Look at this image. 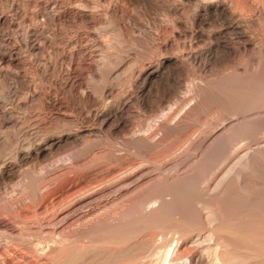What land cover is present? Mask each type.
I'll return each instance as SVG.
<instances>
[{
  "label": "bare ground",
  "instance_id": "obj_1",
  "mask_svg": "<svg viewBox=\"0 0 264 264\" xmlns=\"http://www.w3.org/2000/svg\"><path fill=\"white\" fill-rule=\"evenodd\" d=\"M150 2L159 5L158 7L160 8L161 14L157 22L155 21L157 18L154 19V26L151 25L152 21L150 22V25L153 28H151L152 30H149L151 26L149 27V21L145 19L146 16L144 18L145 20H142V14H139L140 19L139 17L134 16V12L132 13L130 9L131 6L138 5V3L139 6H141L140 4L148 6L149 4H152ZM140 8L144 10L143 7ZM188 9L190 10L188 12H191L190 16L187 15L189 13L186 14ZM144 15L145 14H143V17ZM27 21L31 23V26L24 28L23 24ZM210 21L215 22V24L219 23L220 29L214 32H206L204 26ZM66 26H71V28L75 27L77 29L76 32H73L74 34H72V36L70 32V37L66 42L69 46L73 47L72 51L69 53H66L60 48L54 47V45L57 44L58 38H60L59 36H62L63 38L65 36L66 39V36L68 35V31L66 32L64 30V27ZM15 27H17V30H14ZM115 29H117L116 31L119 33L118 43L121 45L124 44V46L127 45L129 48L127 46L120 48L121 46L116 44L115 41L117 40V37H114L111 33H114ZM263 31L264 0H254L253 2H250L249 0H64L62 2L56 0L52 3H49L48 0H0V92H5L3 95H7L6 88H14L13 93H15L19 87L25 89L26 86L30 85L22 77L25 72L21 75V70H25L26 66H28V71L30 70L29 73H32L30 75L39 77L37 81L41 84V86H35V90L33 91L32 88H30L32 87L31 85L26 89L31 92L29 99L38 101L39 108L35 107L40 110V113H37L38 120H36V117L34 118L36 121L32 120L33 117L28 114L16 118L18 114L15 116L16 113L14 108L0 106V201L2 200L4 202H0L2 203L0 209L3 210V212H7V214H11V216H13L12 218L15 217V219L17 218L21 221L29 212H45L47 215L48 213H51L46 218L47 222L43 221L47 224L43 225L40 230V233L49 237L47 238L49 245L54 242L52 246L48 245V248L50 247V250L48 249L50 252H47V254L48 256H51L52 253L63 250L55 249L56 246L53 247L54 244L57 245L59 243L56 240H58V238L59 241L65 242V240H68L66 239L68 236L65 235V233L67 234L66 231L68 229H72L73 231L74 228L71 227L76 226L75 224L93 214H102L96 220L97 223L101 224L102 222L104 224L102 229L107 228L105 225L108 224L106 222L107 220H114L113 222L117 221L121 223L125 218H127L126 222L130 221L128 218L133 217L140 220L141 218H138L140 215H146V217L151 216V218L154 219L155 217L153 215L156 214H160V219L163 218L162 220H164V217H161V214L163 213L168 214L167 216H173L172 219H174L175 222L180 223L188 220L187 218L191 219L190 215L194 209L197 208V204H199L203 211H201L202 209L200 210L198 206L199 211L197 210V218H195V220L198 219L197 221L199 224H197L198 222L196 224L199 225V227H203L202 231L200 228L201 233L199 232V234L195 235L193 234V230L190 229H181L180 232L177 228L176 231H179L180 233L173 231L176 233L171 235L165 233L161 234L160 231L161 242H159V240L157 241V236H160L158 235V231L156 232L157 236L153 235L155 233H152L155 232L153 230L155 228V226L153 227V221L155 220L150 219L149 223L151 224L150 221H152L153 225H146L153 227L151 229L147 226V228H150L151 233L148 234H151V237H148L149 239L144 237L146 241L142 242V235L140 237L141 242H139L141 244H137L138 247L141 245L140 247H142L144 251L134 245L135 249H141L140 251L142 252H132L131 255L130 252L125 250L129 246L128 242H126V245H128L127 248H122L124 250H120L122 252L126 251L131 256L129 254V256L126 255V253L125 255L128 256L126 257L121 251H116L117 249L115 250L116 252H108L109 256L114 255V258L115 256L117 257V259H114L112 256L110 257L111 259L113 258V264H116L114 261H118L119 264H144L146 263L145 261L148 260V258L150 260L151 257L156 258L151 260H155L153 262H157L158 264H264V235H261L262 237L258 238L260 236L257 232L258 228L254 227L256 229V234L258 233L257 237L256 235L250 234L251 232L248 233L250 228L247 229V233L252 235L251 237H256V239L254 238L255 240L251 238L253 240L252 244L247 243L248 239L242 238L243 235L240 236V232H238L239 234H232V232L231 234L226 235L228 233L226 231V234H220L221 230H223L220 226L223 220L222 222L220 221L221 219H225L222 218L225 217V215H230L232 213L231 215L233 216V213H235L236 215L234 216L237 217L239 212L245 213L243 211H247L246 209H250L251 211V208L259 212L258 214L261 217L263 216L261 214H264V192L262 193L263 198L259 195V198L262 199L258 204H254V207L252 206L253 201L251 203L249 202L250 199L253 198L251 197L249 199V194L251 195V192L245 188V182L251 181L249 179L246 180L248 178L246 176L249 172L254 175V171L261 170L260 167L264 166L262 165L264 163L262 160L264 159V145L256 151L257 153L246 151L247 153H245L240 162H238L241 171L237 169V174L235 173L233 175L234 172L232 173L233 177L236 176V179H234L236 182L232 178V180L237 183L236 189H246L249 192L248 194L246 190V192L243 190V193H245L243 196L247 195L246 197H248L249 200L244 203L242 202L243 200L247 201L245 197L243 200L240 199V202L235 201L234 196L237 195L233 196V194H240V192H236L237 190L235 189V191L233 189L235 184H231L232 180L230 182L229 175L226 176L229 179H226L224 175L225 178H221L222 181L220 180L219 183L217 182L218 184L215 185L214 190L209 193V196H206L204 193L208 190L205 189L206 186L201 190V192L204 190V194L200 192V194L197 193L199 191L198 185L201 180L198 176L201 175L197 176L194 173L201 170L197 171L198 167L195 168L192 166L196 169L192 168L195 172L191 169L192 173L188 172L186 175L181 174L183 176H179L178 174L180 166L183 165H178L176 163V166L173 169L170 167L172 169L170 174L159 175L158 173L154 175L149 172V168L152 166H154L156 170H161L163 169L164 164H167L166 161L169 156L167 153L165 154L164 150L161 149L162 151L153 155L150 153L155 151L161 143V140L152 142L154 136L157 135L158 130H170L171 127L167 125V122H165L166 120L162 121V119H160V124L158 122V126L156 125L157 128H159L150 132V128H148L147 124L149 121H158L159 118L167 112L166 110L169 106H172L175 103L177 104V102L181 100L176 94L177 90L181 88L177 90L175 89V92L174 87L178 84H175V82H178L179 79L182 78L180 76H183L189 68L199 73H203L209 63L214 61V64L216 63L217 67L220 66L222 68V72L224 70L234 73L242 67L240 66L241 64L239 66L237 64L232 66L234 64L232 62L236 59L238 60L242 56H247L248 60L253 61V55L250 56V54L255 48L254 51L258 49L256 52L259 51V54L264 55V47L262 46L264 40L262 34ZM47 33L49 34L48 36H46ZM180 39L185 40L181 46L179 43ZM203 39H207L208 41L206 46L204 45L205 47L200 44ZM46 45L52 49V53L49 60H42L39 55L45 50ZM201 45L203 47H201ZM126 47L128 49V51L126 50L127 55L123 50V48L126 49ZM24 49L29 55L31 54L34 56V60L28 63L23 62L21 56L25 51ZM117 53H125V56L119 60V63L113 70L111 69L106 75L104 74L107 83L102 91L98 93L96 88L91 86V84H88L85 76H89L91 79L101 78L103 76L102 71L106 69L111 61H113L112 58L115 57V54ZM130 56H133L134 58H130ZM232 59V65L227 64L228 62L230 63ZM258 61L257 66L254 68L252 67L253 71L252 69L250 70L255 72V74L262 75L264 74L263 58L258 59ZM235 63L237 62L235 61ZM247 67L244 68L245 71L248 69ZM177 76L178 80L176 79ZM246 77L248 78V76ZM10 79L13 82L11 81V83H9L8 80ZM44 83H50L51 87L46 88ZM178 85L180 86V84ZM124 88H127V90ZM196 90L197 87L192 85L190 92H197ZM152 94H154V96H152L153 100L150 101L149 97ZM216 97H218V95H216ZM233 97H230L233 99H230L232 105H234L233 103L235 102ZM222 98L224 99V97ZM258 102L259 103L255 106L253 105L255 107H253L254 110L256 107H264V99ZM210 103L212 104V102ZM236 103L237 102H235V105ZM239 105L237 103V106H235V108L232 107L233 109L230 111L225 110L229 113L226 114L229 116L231 115L230 117L233 116L234 118H237L238 116L240 117L241 112L239 109L241 106ZM15 109L19 110L21 108L18 107ZM25 109L27 111L30 110H28V107ZM244 109L245 108H243L242 111H244ZM133 110L136 111V122L132 121V118L134 117L132 115ZM220 111L223 112V110ZM244 113L245 112H242V114ZM171 115L172 113L170 112L169 116ZM56 121H66L65 127H60L62 123L59 125ZM224 129H227V132H225L228 133L227 137L230 139L235 138L244 131H246V133L251 132L252 136L251 134L249 135L252 139V137L257 135V132L264 130V121L253 119L250 121L246 119V121L240 125H230ZM146 132L147 134L145 135ZM220 133L221 132L219 131L216 132L213 136H210L211 140H209L212 141V138H214L215 140L213 139V141L217 142L216 138L219 137ZM246 133L244 134L246 135ZM120 135H122L121 138L118 137ZM221 138L225 140L222 142V140L220 141V139H217L219 141L218 143L212 141L217 147L213 150H208V152L206 151V153L204 152L205 154L203 153V158L201 156L205 162L207 161L205 163L206 167L204 166V170L202 168L201 172L203 171L205 174L209 173L210 166H207L209 161L212 162L214 159L217 160L219 157L226 154L227 147L225 149H220L219 145H217L220 144V146H223V143L225 145V135L223 136L222 134ZM207 141V139L203 138V141H200V145L198 144L199 142L197 145H199V148H203L205 144L208 143ZM193 142L195 143V141ZM254 142L256 141L254 140ZM210 147L212 148L213 146ZM97 149H101L98 150L100 151V154H97L96 152L89 162H84L82 160L84 156L85 158H87L86 156H89L86 154ZM120 151H122L123 154H118ZM63 152H69L68 158L64 159L65 156L64 158L59 157ZM133 157H138L139 161L131 162L134 161L132 159ZM53 159L56 161L54 160L55 162H51ZM260 159L262 161H260ZM128 161L130 164L127 167H123L126 162L129 163ZM214 162L216 163V161ZM32 163L35 165L38 164L39 168H35L39 169L40 173L37 174L35 169L33 171L27 169L28 165ZM104 164L108 166L107 168L102 166L105 170H100L101 172L99 174H95L87 179H79L80 172L97 167L98 165L101 167V165ZM212 167L211 169H213ZM58 168L62 169L63 172L60 174L56 173ZM262 168L264 169V167ZM87 172H89V170ZM256 173L259 176V173ZM70 174L72 175V178L69 177ZM250 175L251 174L248 176ZM17 177L20 178L17 184L14 185L16 186V189L14 188V190H16L14 193H17L16 196L13 194L15 197L11 194V197L14 198L10 199L11 197H6V192H4L9 186L7 185V187L5 186L6 188H4L3 185L9 182L13 183L15 179H18ZM255 181L256 180L254 179L253 182ZM251 182H249V184ZM253 182L251 184H253ZM196 183L198 186L196 190L198 191L192 189L195 187L194 184ZM263 183L264 181L262 184ZM54 184H56V186L51 188ZM256 184L260 185L258 180ZM259 185L257 187L258 189L260 187ZM231 187L234 192L230 189ZM44 189L47 190L42 193L41 190L44 191ZM187 191L190 192V195L193 194L191 192L195 191L199 197L195 196L194 200L191 197H194L193 195L196 194H193L190 197L188 195L189 193L187 194ZM201 194H203V196H200ZM204 195L206 197H204ZM187 196L190 197V200ZM194 202L195 204L197 203L196 206H194ZM154 204H156V206H152L147 210L149 205L151 206ZM49 207H51V210L48 212ZM227 211H231V213L228 214ZM46 214H42L43 217ZM251 215L252 214H250V216ZM192 216L191 223L194 224L195 216ZM250 216H248V218ZM119 217H121V219ZM245 218H247V216ZM258 218L260 217L258 216ZM258 218H256V220H259ZM261 219L263 220L262 226H264V217ZM158 220L156 221L158 222ZM209 220V224L212 222V224L216 223L217 225V223L220 222L218 225L220 226V231L219 229L211 231L213 229L212 227L216 226L215 224H213L215 226H212L211 224L212 229H210V227L207 229L205 224H208ZM249 220L251 219L249 218ZM131 221L133 222L135 219H132ZM41 222L42 221H40V223ZM43 222L41 224H43ZM157 222L154 223L157 224ZM185 222H187L186 225L190 224L189 221ZM52 223L55 225L50 227ZM141 223L143 224V221ZM258 223L260 222L258 221ZM23 224H25V222ZM178 226L181 227V223ZM258 226H260V224ZM170 227L169 231L171 232L174 230V227L173 229L172 226ZM182 227L186 228V226ZM190 227L193 229L192 226ZM245 227L242 229L246 230ZM226 228L227 230L230 229L229 227ZM236 228L235 230L238 231L240 227L236 226ZM251 228L254 229L253 227ZM261 228L263 230V227ZM12 229V225L8 224L7 221H0V232L7 234ZM79 229H77V231L75 228V232L77 233H74L73 231L74 234L71 231L68 232L73 236L81 237L83 231H80ZM138 229L140 228L136 227L135 230L133 228V232H137ZM141 230L142 229H140V231ZM29 231L31 230L29 229ZM258 231L261 232L260 230ZM138 234L141 235V233ZM245 234L246 233H244V235ZM261 234H264V230ZM9 235H11V241L8 242L10 243V247L6 248V254L8 256L13 255L16 258L20 257V260H22L24 264H50L57 257L52 254L53 261L49 260L50 262L48 261V263L46 261L47 259L44 257L40 259V257L36 258V256H31L35 254L27 255L29 252H25L26 255L23 253L24 255L22 256L21 254L20 256L18 253L20 254V250L23 248L16 244L17 238L13 233ZM45 235H43V239H45ZM41 236L39 237L41 238ZM56 236L58 237L56 238ZM51 238L56 240H52ZM113 238L116 239V237ZM135 238L132 239L133 244L135 242L134 240L138 242L139 239L138 237V239ZM128 240L122 239L121 241ZM172 242H176V247L178 248H176L175 245L171 246ZM254 244L258 245V248L254 246ZM131 245L132 243L129 246L130 250L134 247L132 245L133 247L131 248ZM170 246L173 248L175 247V249H171ZM242 246L244 250L246 247L250 250V252H248L249 254H242L237 251L242 249ZM28 248L27 251L30 249ZM56 248H59V246ZM247 249L246 251H248ZM32 250L34 251L33 248ZM23 251L24 250L21 252ZM104 251L101 250L95 252H97L99 256L105 252L107 255V251ZM69 252L71 253V251ZM69 252H67L66 255L69 256ZM120 253L122 255H120ZM122 256L125 257L126 260ZM58 257L56 258L57 260L60 259ZM60 260L62 261V259ZM0 264L8 263H2L1 261ZM63 264H72V261L69 263L63 262Z\"/></svg>",
  "mask_w": 264,
  "mask_h": 264
},
{
  "label": "rangeland",
  "instance_id": "obj_2",
  "mask_svg": "<svg viewBox=\"0 0 264 264\" xmlns=\"http://www.w3.org/2000/svg\"><path fill=\"white\" fill-rule=\"evenodd\" d=\"M54 1H56V0H48V2L49 3H52V2H54ZM57 1H60V2H62V1H64V0H57ZM250 2H253L254 0H249ZM150 3H152V2H150ZM154 3V2H153ZM149 4V3H147V4H149L148 6H143L142 4H140L141 6H139V3H138V5H133V6H131L130 7V9H131V12L133 13V15L134 16H136V17H139L140 18V15H141V18H143L142 20H145V19H147L148 21H149V27L151 26V25H153L154 24V22L156 21H158V18H160V16H161V14H160V8L158 7L159 5L156 3V4ZM231 5V4H230ZM137 7H139V8H137ZM140 7H143L144 8V10L143 9H141ZM147 7V8H146ZM134 11H133V10ZM145 9H146V11H145ZM142 10V11H141ZM145 11V12H144ZM158 11V12H157ZM188 11H190L189 9L187 10V12H186V14L187 13H189ZM237 11V10H236ZM20 13V12H19ZM191 13V12H190ZM190 13L189 14H187L188 16H190ZM140 14V15H139ZM143 14H145L144 15V17H143ZM137 15H139V16H137ZM145 16H146V18H145ZM140 18V19H141ZM145 18V19H144ZM157 18V19H156ZM162 18V17H161ZM154 19H156L155 21H154ZM152 21V22H151ZM152 24H151V23ZM212 23V24H211ZM151 24V25H150ZM23 26H24V28H28V27H30L31 26V23L29 22V21H27V22H25L24 24H23ZM154 26V25H153ZM209 26V27H208ZM16 28V29H15ZM14 28V30H17V27H15ZM70 28V29H69ZM73 28H75V27H73ZM73 28H71V26H66V27H64V30L68 33V35L66 36V39H65V36H64V38L62 37V36H59L60 38H58V40H59V42H58V40H57V44H55L54 45V47L55 48H60L61 50H64L66 53H69V52H71L72 51V49H73V47L72 46H69V44H67L66 42L68 41V39H69V35H70V32H71V36H72V34H74L73 32H76L77 31V29L75 28V29H73ZM152 28V26L149 28V30H152L151 29ZM61 29H63V28H61ZM220 29V24L219 23H216L215 24V22H213V21H210L208 24H206V26H204V30L206 31V32H214V31H217V30H219ZM117 29H115L114 30V33L113 32H111L112 34H113V36L114 37H117V40L115 41L116 42V44H118V46H121L120 48H122V47H125V46H127V45H125L124 46V44H120V43H118V38H119V33L116 31ZM78 31H79V29H78ZM81 32V31H80ZM262 34H263V38H264V31L262 32ZM49 34L47 33V35L46 36H48ZM63 38V39H62ZM116 39V38H115ZM61 40H62V42H61ZM188 40V39H187ZM186 40V41H187ZM184 39L183 40H179V43H180V46L184 43ZM189 41V40H188ZM120 42V41H119ZM203 42V43H202ZM207 39H203L202 41H201V43L200 44H202L203 46L205 45L206 46V44H207ZM263 43H264V40H263ZM262 43V46L264 47V44ZM59 44V45H58ZM47 45H49V44H47ZM47 45H46V48H45V50L41 53V55H39L41 58H42V60H49V58H50V56H51V53H52V49L48 46L47 47ZM58 45V46H57ZM201 45V47H203ZM53 46V45H52ZM69 46V47H68ZM204 46V47H205ZM72 47V48H71ZM128 47V46H127ZM127 47H126V49H124L123 48V50L126 52V55H127V51H128V49H127ZM50 48V49H49ZM63 48V49H62ZM129 48V47H128ZM256 49V48H255ZM254 49V50H255ZM25 50V49H24ZM127 50V51H126ZM182 50V49H181ZM253 50V52L250 54V56H252L253 55V61L252 60H248V57L247 56H242L241 58H239L238 60L236 59L235 61L237 62V63H235V61L234 62H232L233 61V59L230 61V63L228 62L227 64H229V65H232V63H234L232 66H234L235 64H237L238 66L240 65V66H242V67H240L239 69L240 70H238L237 72H229V71H224L223 70V72H222V68L220 67V66H218L217 67V65H216V63L214 64V61H211L210 63H209V65L207 66V68H206V70H204V72L203 73H199V72H197V71H195V70H192V69H188L184 74H183V76H180V77H182V78H180L179 79V81H180V83H179V81L177 82H175V84H180V86L177 84V85H175L176 87H174V90L176 89H179V88H181V89H179V90H177V92H176V90H175V92H176V94L180 97V101L179 102H177V104L175 103V104H173L172 106H169V108L166 110L167 112L164 114V115H162L161 116V118H159V120L158 121H156V122H153V121H149L147 124H148V128H150V132H152L154 129H158L157 128V126H158V122H159V124H160V119H162V121H165V122H167V125L169 126V127H171L170 128V130H158V132H157V135L156 136H154V139L152 140V142H156V141H158V140H161V143L159 144V151L156 149L155 151H153L152 153H150V154H156L157 152H160V151H162V150H164L165 151V154L167 153V155L169 156V158L167 159V161H166V163L167 164H164V167H163V169H161V170H156L155 169V167L154 166H152V167H150L149 168V172H151V173H153L154 175H156V174H158L159 173V175H163V174H170L171 173V170L176 166V164H178V165H183V166H180V170H179V176H183L184 174L186 175V173H188V172H191L192 173V171H194L193 169H195V168H197L198 170L197 171H199L200 169L202 170V168L205 166V163L207 162H205V160L204 159H202L203 158V153L205 152L206 153V151L208 152V150L210 151V149L211 150H213L214 148H216L217 146L213 143V142H215V141H213V139L214 138H212V141H210L211 140V137L210 136H213V134H215L216 132H221L220 133V135L222 136V134H223V136L225 135V137H226V142H225V145H224V143H223V146L221 145L220 146V144H217V145H219V147H220V149L221 148H226V154L225 155H223V156H221V157H219L217 160L216 159H214V160H212V162H210L209 161V163H208V165L207 166H210L209 168H210V170L208 171L209 173H207V174H205L203 171L201 172V170L199 171V172H195L194 174L195 175H201V176H198V177H200V182H199V187L197 186V183H198V181H197V183L196 184H194L195 185V187H193L192 189L193 190H196L197 189V187H198V190H196V191H198L197 193H203L204 192V190L201 192V190L202 189H204V187H205V189H208V190H206L204 193H205V195L207 196H209V193L211 192V191H213L214 190V188H215V185H217L218 183H219V181L221 180L222 181V179L221 178H225L226 176H228L229 178H230V182H231V180H232V178H233V180L234 179H236L235 177H233V175L239 170V171H241V169L239 168V163L238 162H240V160L243 158V156H244V154L245 153H247V152H251V153H257L256 151H258L259 149H260V147H263V145H264V130H261V131H259V132H257V135H255L254 137H252V139H251V137H250V135L249 134H251V136H252V133L251 132H247L246 133V131H244V132H242V133H240V135H238V136H236L235 138H228L227 136H228V133H226L227 132V129H224L225 127H229L230 125H234V126H237V125H240L241 123H243V122H245L246 121V119L247 120H250V121H252V119L253 120H260V121H264V107H261V108H257L256 107V109L254 110V106L257 104V103H259L258 101H261L262 99H264V74H260V75H258V74H255V72H252L253 71V69H252V67L254 68V67H256L257 66V64H258V62L260 61H258V59H260V58H263V61H264V55L263 54H259L258 52H256V51H254ZM25 52V53H24ZM23 53H22V59H23V62H31L32 60H34V56L33 55H29V53L28 52H26V50L24 51ZM27 53H28V55H27ZM258 53V54H257ZM119 55V56H118ZM132 55V54H131ZM123 56H125V53H120V54H115V57H113L112 58V60L114 61H111L110 63H109V65H107V67H106V69H104L103 71H102V77L101 78H96V79H91V78H89V76H85V79H86V81L88 82V84L90 85L91 84V86H93L94 88H96V91L98 92V93H100L101 91H102V89L105 87V85H106V74H107V72L110 70L111 71V69L113 70L115 67H116V65L119 63V60H121V58L123 57ZM134 56V55H133ZM133 56H130V58H134ZM259 56V57H258ZM40 57H38V58H40ZM246 57V58H245ZM33 58V59H32ZM117 58V59H116ZM25 60V61H24ZM118 60V61H117ZM249 62H248V61ZM232 62V63H231ZM239 62V63H238ZM36 63H38V62H36ZM114 63V64H113ZM250 63V64H249ZM114 65V66H113ZM248 67H247V66ZM109 66V67H108ZM215 68H214V67ZM220 67V68H219ZM245 67H247L248 69L246 70L247 71V73H246V71H245ZM250 67V68H249ZM218 68V69H217ZM22 69H24V68H22ZM221 71H220V70ZM243 69V70H242ZM250 69H252V71L250 70ZM28 73H27V72ZM30 71V70H29ZM29 71H28V66H26L25 67V70H21V75L24 73V75L22 76L23 77V79L24 80H26L27 82H28V84H30L32 87H30V85H28V86H26L25 87V89H23V88H20L19 87V89L17 90V91H15V93H13L14 91H13V89L14 88H6V93H7V95H3L4 93H2V92H0L1 94H0V106L1 107H6V108H14V110H15V116H16V118H18V117H22V115L24 116V115H31L33 118H32V120H34V121H36V120H38L39 118H38V114L37 113H40V110L39 109H37V108H39V106H38V101L37 100H30L29 99V96H30V94H31V92L30 91H28V90H26V89H28L29 87L30 88H32V91L33 90H35L34 88H35V86H37V85H39V86H41V84L39 83V81H37L38 79H39V77L38 76H34V75H30V74H32V73H29ZM216 71H218V72H216ZM240 71V72H239ZM244 71H245V73H244ZM197 72V73H196ZM213 72V73H212ZM229 72V73H228ZM243 72V73H242ZM249 72V73H248ZM252 72V73H251ZM224 73V74H223ZM226 73V74H225ZM231 73V74H230ZM105 74V75H104ZM200 74V75H199ZM222 74V75H221ZM246 74V75H245ZM186 75V76H185ZM232 75V76H231ZM234 75V76H233ZM255 75V76H254ZM258 75V76H257ZM24 76H26V77H24ZM185 76V77H184ZM204 76V77H203ZM212 76V77H211ZM223 76V77H222ZM246 76H248V78L246 77ZM35 77V78H34ZM221 77V78H220ZM228 77V78H227ZM241 77V78H240ZM246 77V78H245ZM34 78V79H33ZM178 78V76L176 77V79ZM203 78V79H202ZM226 78V79H225ZM238 78V79H237ZM246 80H245V79ZM36 79V80H35ZM241 81H240V80ZM250 79V80H249ZM255 79H256V81H255ZM89 80V81H88ZM91 80V81H90ZM178 80V79H177ZM183 80V81H182ZM191 80V81H190ZM197 80V81H196ZM207 80V81H206ZM224 80V81H223ZM233 80V81H232ZM11 79L10 80H8V82L9 83H11ZM182 81V82H181ZM246 81V82H245ZM13 82V81H12ZM35 82V83H34ZM192 82V83H191ZM240 82H242V83H240ZM253 82H255V83H253ZM259 82V83H258ZM202 83V84H201ZM207 83V84H206ZM244 83V84H243ZM250 83V84H249ZM191 84V85H190ZM201 84V85H200ZM192 85L194 86H196L197 87V92H190V90L192 89ZM207 85V86H206ZM9 86V85H8ZM44 86L47 88V87H51V84L50 83H44ZM173 86V85H172ZM219 86V87H218ZM230 86V87H229ZM244 86V87H243ZM223 87V88H222ZM231 87H233V88H231ZM246 87V88H245ZM173 88V87H172ZM243 88V89H242ZM0 89H1V87H0ZM125 90H127V88H124ZM188 89V90H187ZM219 89H221V90H219ZM236 89H237V91H236ZM181 90V91H180ZM8 91V92H7ZM20 91V92H19ZM27 91V92H26ZM201 91V92H200ZM217 91V92H216ZM233 91V92H232ZM244 91V92H243ZM250 91V92H249ZM18 92H19V94H18ZM219 92V93H218ZM223 92V93H222ZM257 92H259V93H257ZM9 93H11V94H9ZM17 93V94H16ZM190 93V94H189ZM191 93H192V95H191ZM223 95H222V94ZM226 93V94H225ZM233 95H232V94ZM248 93V94H247ZM254 93V94H253ZM14 94V95H13ZM225 94V95H224ZM214 95V96H213ZM216 95H218V97H216ZM152 96H154V94H152L150 97H149V100L150 101H152L153 99V97ZM232 96H234L233 98L235 99L234 101L235 102H237L238 103V105H239V102H240V105L239 106H241L240 107V109H239V111L241 112V114H240V117L238 116L237 118L235 117H230L229 115H227L226 113H228V112H226V111H230V110H232L233 108L232 107H234L235 108V106H237V103H236V105H235V102L233 103L234 105H232V101L231 100H233V99H231L230 97ZM252 96V97H251ZM192 97V98H191ZM222 97H224V99L222 98ZM25 98V99H24ZM28 98V99H27ZM151 98V99H150ZM211 98V99H210ZM226 99V100H225ZM228 99V100H227ZM231 99V100H230ZM27 100H29V101H27ZM237 100V101H236ZM27 101V102H26ZM32 101H33V103H32ZM36 101V102H35ZM208 101V102H207ZM217 101H218V103H217ZM222 101V102H221ZM225 101V102H224ZM181 102V103H180ZM210 102H212V104L210 103ZM215 102V103H214ZM243 102V103H242ZM254 102H255V104H254ZM26 103V104H25ZM37 103V104H36ZM220 103V104H219ZM225 103H226V106H225ZM229 103V104H228ZM242 103V104H241ZM21 104V105H20ZM35 104V105H34ZM206 104H208V105H206ZM31 105V106H30ZM232 105V106H231ZM245 105V106H244ZM254 105V106H253ZM219 106V107H218ZM18 107H20L21 109H15V108H18ZM23 107V108H22ZM28 107V110L29 111H27L25 108H27ZM35 107H37V108H35ZM208 107V108H207ZM216 107H217V109H216ZM222 107V108H221ZM230 107V108H229ZM254 107V108H253ZM172 108V109H171ZM204 108H205V110H204ZM243 108H245L244 109V111H242L243 110ZM23 109V110H22ZM32 109V110H31ZM258 109V110H257ZM173 110V111H172ZM220 110H223V112L222 111H220ZM226 110V111H225ZM246 110V111H245ZM248 110V111H247ZM261 110V111H260ZM26 111V112H25ZM219 111V112H218ZM225 111V112H224ZM28 112V113H27ZM32 112V113H31ZM136 111L135 110H133V118H132V121L133 122H136L137 121V119H136V117L135 116H137L136 115V113H135ZM172 113V115L171 116H169V113ZM242 112H245L244 114H245V116H244V114H242ZM34 113H35V115H34ZM214 113V114H213ZM37 114V115H36ZM220 114V115H219ZM229 114V113H228ZM214 115V116H213ZM226 115V116H225ZM167 116H169V117H167ZM242 116V117H241ZM247 116V117H246ZM262 116V117H261ZM36 117V120L34 119ZM230 117V118H229ZM250 118V119H249ZM227 119V120H226ZM235 119V120H234ZM242 120H243V122H242ZM171 121V122H170ZM57 122V121H56ZM58 122H60V123H58ZM57 122V124H63V122H64V124L62 125H60V127H65V122L66 121H58ZM153 122V123H152ZM249 122V121H248ZM152 125V126H151ZM157 125V126H156ZM155 128H154V127ZM153 127V128H152ZM165 131V132H164ZM168 131V132H167ZM226 131V132H225ZM225 134H224V133ZM149 133V132H148ZM244 133H246V135L244 134ZM147 134V132L145 133V135ZM179 134V135H178ZM195 134V135H194ZM204 135V136H203ZM219 135V137H217L216 138V141L217 142H215V143H218L219 141L217 140V139H220V141L222 140V142L225 140H223L222 138H221V136ZM118 137H122V135H120V136H118ZM203 138H205V139H207L208 141V143H206L205 144V146L203 147V148H199V145H200V143L203 141ZM256 138V139H255ZM261 138V139H260ZM191 139H192V141H191ZM210 139V140H209ZM215 140V139H214ZM254 140L256 141V142H254ZM259 140H260V142H259ZM188 141V142H187ZM193 141H195V143L193 142ZM201 141V142H200ZM210 141V142H209ZM250 141V142H249ZM253 141V142H252ZM199 142V143H198ZM227 142H228V144H227ZM197 143L199 144V145H197ZM213 143V144H212ZM221 143V142H220ZM190 144V145H189ZM193 144V145H192ZM198 147H197V146ZM230 145V146H229ZM249 145H250V148H249ZM259 145V146H258ZM210 146H213L212 148L210 147ZM244 147V148H243ZM186 148V149H185ZM162 149V150H161ZM196 149V150H195ZM257 149V150H256ZM98 150H101V149H97V150H95V151H93V152H91V153H89V154H86V155H89V156H86L87 158H85V156L83 157V161L84 162H89L91 159H92V157H93V155L94 154H96V152H97V154H100L99 152L100 151H98ZM195 150V151H194ZM205 150V151H204ZM251 150V151H250ZM247 151V152H246ZM68 153L69 152H63L61 155H59V157H61V158H64V156H65V158L64 159H66V158H68ZM164 153V152H163ZM190 153V154H189ZM204 153V154H205ZM66 154H67V156H66ZM118 154H123V152L122 151H120ZM164 154V155H165ZM171 154V155H170ZM181 154V155H180ZM92 155V156H91ZM189 155V156H188ZM201 156H202V158H201ZM225 156V157H224ZM85 158V159H84ZM187 158V159H186ZM201 158V159H200ZM260 158H262V157H260ZM134 161H131V162H136V161H139V158L138 157H133L132 158ZM223 159V160H222ZM55 159H53V160H51V162H53ZM186 160V161H185ZM189 160V161H188ZM190 160H191V162H190ZM204 160V161H203ZM226 160V161H225ZM263 161H264V159H262ZM261 159H260V161H262ZM56 161V160H55ZM54 161V162H55ZM181 161V162H180ZM183 161V162H182ZM185 161V162H184ZM214 161H216V163L214 162ZM129 162V161H128ZM180 162V163H179ZM193 162V163H192ZM67 163V162H66ZM176 163V164H175ZM195 163V164H194ZM213 165H212V164ZM261 163H263V162H261ZM130 164V162L129 163H125L124 164V166L123 167H127L128 165ZM219 164V165H218ZM235 164V165H234ZM213 167H212V166ZM262 165H264V163L262 164ZM56 166V165H55ZM102 166H104V168H107V166L108 165H101V167ZM189 166V167H188ZM192 166H194V167H192ZM35 167H38V164L37 165H35L34 163H32V164H30V165H28V170H31V171H33L34 169L37 171L36 173L38 174V173H40L39 172V169H37V168H35ZM98 167V168H97ZM97 167H93V168H91V169H88L89 170V172H87L88 170H85V171H83V172H80V174H79V179L80 178H82V179H87L88 177H91V176H94L95 174H99L101 171H103V170H105V169H103V167H102V169H101V167H100V165H98ZM172 169H171V168ZM184 169H183V168ZM186 167H187V169H186ZM201 167V168H200ZM206 167V166H205ZM211 167L213 168V169H211ZM238 167V168H237ZM262 167H264V166H262ZM262 167H260L261 168V170L259 169L258 171H256V172H258L259 173V176H258V174L254 171V175H253V173H251V172H249V174H251L250 176H246V177H248L246 180H251L252 182L254 181V179L256 180L255 182H253V184H251L252 182L251 181H249V182H251L250 184H249V182L248 181H246L245 183V188L246 189H248V191H250L251 192V195L249 194V192L247 191V193L249 194V199L251 198V197H253V198H255V199H250V201L248 200V197H246V196H243V195H245V193H243V190L244 189H240L239 190V188L238 189H236L237 187H236V185H237V183H235L236 182V180H232V182H231V184H235L234 186H233V189L236 191V192H240V194H237V193H235V194H233V196L234 195H237V196H234V199H235V201H239L240 199H244V197L247 199V201H245V200H241L242 202H252L253 204H252V206H254V204H258L259 203V201L263 198L262 196V193L264 192V189H263V184H262V182L264 181V169L262 168ZM39 168V167H38ZM100 168V169H99ZM193 168V169H192ZM232 170H231V169ZM236 168V169H235ZM191 169H192V171H191ZM229 169V170H228ZM235 169V170H234ZM238 169V170H237ZM101 170V171H100ZM187 170V171H186ZM196 170V169H195ZM203 170H204V168H203ZM234 170V171H233ZM206 171V172H207ZM230 171H231V173H230ZM260 171V172H259ZM61 172H63L62 171V169H60V168H58V170H57V172L56 173H58V174H60ZM87 172V173H86ZM181 172V173H180ZM234 172V173H233ZM82 173V174H81ZM226 173V174H225ZM232 173H233V175H232ZM238 173V172H237ZM236 173V174H237ZM255 173H256V175H255ZM181 174H183V175H181ZM213 174V175H212ZM71 175V174H70ZM69 175V177H71L72 178V175L70 176ZM205 175V176H204ZM224 175H225V177H224ZM202 176H203V179H202ZM212 176V177H211ZM255 176V177H254ZM257 176V177H256ZM228 177H226V179L228 178ZM252 177H254V178H252ZM18 179H15L14 181H13V183H11V182H9V183H6V184H4L3 186H4V188H6L7 187V185L9 186V187H7L6 188V191L4 190V192H6L5 193V195H6V197H11V194H12V196H14L13 194H15V196H16V193H14L16 190H14V188L16 189V186H14V185H16L17 184V182L19 181V177H17ZM207 178V179H206ZM228 178V179H229ZM252 178V179H251ZM259 178H260V180H262V181H260L259 180ZM206 180V181H205ZM257 180L259 181V183H260V185L259 184H256V182H257ZM229 181V180H228ZM218 182V183H217ZM9 184H12V185H9ZM247 184H248V186H247ZM255 184V185H254ZM202 187H201V186ZM249 185H250V187H249ZM258 185L261 187V185H262V187H261V189H260V187H259V189L257 188L258 187ZM6 186V187H5ZM56 186V184H54L53 185V187H51V188H54ZM252 186V187H251ZM208 187V188H207ZM247 187H249V188H247ZM255 187V188H254ZM9 188H11V189H9ZM43 188V187H42ZM213 188V189H212ZM242 188V187H241ZM244 188V187H243ZM253 188V189H252ZM13 189V190H12ZM191 189V190H192ZM230 189H232V187L230 188ZM232 189V190H233ZM263 189V190H262ZM7 190H9V191H7ZM12 190V191H11ZM45 190H47V189H44V191L43 190H41V192L43 193V192H45ZM234 190H233V192H234ZM244 190V192H246ZM257 190V191H256ZM190 191V190H189ZM262 191V192H261ZM207 192V193H206ZM254 192H256V193H254ZM261 194H260V193ZM189 193V194H188ZM191 193H193V194H196V195H193V194H191L190 195V192H188L187 191V194L191 197L192 195L194 196V197H191V198H195V196H198L199 197V195L197 194V193H195V191H193V192H191ZM199 193V194H200ZM203 193V194H204ZM8 194V195H7ZM186 194V195H187ZM203 194H201L200 196H203ZM212 194V193H211ZM210 194V195H211ZM242 194V195H241ZM264 194V193H263ZM204 195V197H206ZM239 195H240V197H239ZM259 195H261V197L262 198H259L260 196ZM14 196V197H15ZM189 196H187L188 198H189V200H190V197ZM257 196H258V198H257ZM14 197H11L10 199H13ZM239 197V198H238ZM196 199H197V197H196ZM233 199V200H234ZM195 200V199H194ZM193 201V200H192ZM0 202H3L2 200L0 201ZM240 202V201H239ZM4 203V202H3ZM194 204H195V202H194ZM197 204V203H196ZM196 204L194 205V206H196ZM1 205H2V203H0V207H1ZM198 206H199V208H200V210L202 209L201 208V206L199 205V204H197ZM152 206H156V204H154V205H149L148 207H147V210H149ZM198 206H197V208H195L194 209V211L192 212V214L190 215L191 216V219L193 218V216L192 215H194L195 217H194V220H195V218H197V210L199 209L198 208ZM255 207V206H254ZM149 208V209H148ZM51 210V207H49V210H48V212ZM247 211H243V212H245V213H242V212H239V214H237V217L236 216H234V215H236L235 213H233V216L231 215L232 213H231V211H227L228 212V214H230V215H225V217H222V218H225V219H221V221L220 222H222V220H223V224L221 223L220 224V226L223 228V230H221V232H220V234L222 233V234H226L227 232V234L226 235H228V234H231L232 232V234H237L238 232H240V236H242L243 235V237L242 238H245V239H248L247 241V243H251L252 244V239H256V237L258 236L257 234L259 233V237L258 238H260V237H262L261 235H264V234H261L262 232H263V230H264V226H262V219L261 218H263L264 217V214H261V215H263L262 217L258 214L259 212H257L256 210H253L252 208H251V211H250V209H246ZM250 211V213H249V211ZM199 211V210H198ZM201 211H203V209L201 210ZM256 211V212H255ZM253 212V213H252ZM32 213V212H31ZM30 212L27 214V218L25 217L24 219H22V221L21 220H19V219H15V217L14 218H12L13 216H11V214H7V212H3V210H1L0 209V217H1V219H0V221H2V220H4V222H6L7 221V223L8 224H10V225H12V230L10 231V232H8L7 234L6 233H3V232H0V262L2 261V263L3 262H7L8 264H24L23 262H22V260H20V257H18V258H16V257H14L13 255H10V256H8L7 254H6V248H8V247H10V243H8V242H10L11 241V235H9V234H11V233H13L14 234V236H16V240L18 241H16V244L18 245V246H20V247H22L23 249L22 250H24L23 252H21L22 250H20V254L18 253V255H20L21 256V254H22V256L24 255L23 253H27V252H29L27 255H31V254H35V255H31V256H36V258L38 257H40V259H42V257H44V258H46L47 260V262L50 260V261H53V256H59L58 258H60V259H62V261L60 260V259H58V260H60V261H58L56 258V260L54 259V263L53 262H51L50 264H55L56 262L57 263H59V264H63V262L64 263H69V262H71L72 261V264H113V256L112 255H110L109 256V253L108 252H116V251H121V250H124L125 248H127V246L129 245L130 246V244L132 243V245L134 246V245H136V247H138L137 246V244L139 243V242H141V238H142V242H145L146 240H145V238L147 239L148 237H151V234H148V233H151V231H150V228L152 229L154 226H155V228L153 229L155 232H152V233H155V234H153V235H156L157 236V231H158V235H160L159 234V232L162 234H174V233H178L179 231L181 232V229H190V230H193V234H195V235H197V234H199V232L201 233V231H202V229H203V227H199V225H197V224H199V222L197 221V220H193L194 221V224H192L191 223V219L190 218H187L188 220H185V221H189V223L191 224H187L186 225V223L187 222H185V221H183V222H180L181 223V225L182 226H186V228L185 227H179L178 225H180V223L179 222H175V220L174 219H172L173 218V216H167L168 214H166V213H163V214H161V217H164V220H162V219H160V214H156V215H153L155 218L154 219H152L151 218V216H147V217H150V218H147L146 217V215H144V216H141L140 215V217H138V218H141L140 220L139 219H136V217H133V218H128V220L130 219V221L132 220V219H135V221H131V223H133V224H131L130 223V221H127L126 222V220H127V218H125V220H122V222L120 223V222H113L114 220H105L108 224H105L106 226H107V228L106 229H102V226H104V224L101 222V224H99V223H97V218L99 217V216H101L102 214H93V215H91L90 217H88V218H86V219H84V220H82V221H80L79 223L81 224H79V223H77V224H75L76 226H73V227H71V228H74L73 229V231H74V233H77V232H75L77 229H79V228H81V229H79L80 231L82 230L83 232H82V234H81V237L80 236H78V237H76L75 235L73 236L70 232H68V231H71L72 233H73V231H72V229L71 230H67L66 232H67V234L65 233V235L66 236H68V237H66V239H68V240H65V242L64 241H59V238H58V240H56V239H54V238H51L52 240L54 239V240H56V241H58L59 243L57 244L58 246H59V248H56V247H58L57 245H53V247H55V249H63V250H60V251H56V252H54V253H52L53 254V256H52V254H51V256L49 255L48 256V254H47V252L49 253L50 251V247L48 248V245H49V243H48V241H47V238H49L47 235H45V234H43V233H40L41 231V229H42V226L43 225H46L47 223V221H46V218H47V216L48 215H50L49 213H48V215L45 213V212H39V213H34L35 214V216H36V218H35V216H34V214L32 213L31 214ZM7 214V215H6ZM39 214V215H38ZM44 214H46L44 217H43V215ZM166 214V215H165ZM242 214V215H241ZM250 214H252L251 216H250ZM256 216H254V215ZM257 214V215H256ZM9 215V216H8ZM163 215V216H162ZM238 215H240V216H238ZM34 216V217H33ZM38 216V217H37ZM94 216V217H93ZM230 216H232V217H229ZM247 216V218H245ZM248 216H250L249 218L251 219V220H249V218H248ZM258 216L260 217V218H258ZM5 217V218H4ZM33 217V218H32ZM143 217V218H142ZM146 219H145V218ZM159 217V218H158ZM171 217V218H170ZM234 217V218H233ZM254 217V218H253ZM12 218V219H11ZM120 219H121V217H119ZM157 218V219H156ZM169 218V219H168ZM229 218V219H228ZM236 218V219H235ZM256 218H258L259 220H256ZM14 219V220H13ZM33 219V220H32ZM37 219V220H36ZM44 219V220H43ZM122 219H124V218H122ZM150 219H152V220H155V221H153V224H152V221H150L151 222V224L149 223V220ZM160 220V222H159V220ZM190 219V220H189ZM233 219V220H232ZM246 219V220H245ZM248 219V220H247ZM6 220V221H5ZM16 220V221H15ZM35 220V221H34ZM88 220V221H87ZM90 220V221H89ZM116 220V219H115ZM117 220H118V218H117ZM146 220V221H145ZM156 220H158V222L156 221ZM257 222H256V221ZM13 221V222H12ZM39 221V222H38ZM40 221H46L45 223L43 222V224H41L40 223ZM85 221V222H84ZM111 223H110V222ZM119 221H121V220H119ZM126 223H125V222ZM143 221V224L141 223ZM226 223H225V222ZM233 221V222H232ZM246 221V222H245ZM258 221L260 222V223H258ZM25 222V224H27V225H25V224H23ZM35 222V223H34ZM83 222V223H82ZM104 222V221H103ZM105 222V223H106ZM139 222H140V224H139ZM154 222H157V224L156 223H154ZM166 222V223H165ZM198 222V223H197ZM206 222H208V221H206ZM219 222V223H220ZM238 222V223H237ZM244 222V223H243ZM254 222V223H253ZM29 223V224H28ZM161 223V224H160ZM179 223V224H178ZM184 223V224H183ZM197 223V224H196ZM210 223V220H209V222H208V224ZM219 223H217V225H216V223H213V224H215V225H213L212 224V222H211V224H212V226H215V227H212L211 226V224H205V226H206V228L207 229H209V227H210V229H212L211 231H215V230H217V229H219V227L220 226H218L219 225ZM234 223V224H233ZM34 224V225H33ZM91 224V225H90ZM146 224H150V225H153V227H151V226H149V225H146ZM231 224H233V225H231ZM247 226H246V225ZM257 224V225H256ZM260 224V226L261 227H263V230H262V228L260 227V226H258ZM25 225V226H24ZM53 225H55L54 223H52L51 225H50V227H53ZM101 225V226H100ZM111 225V226H110ZM127 225V226H126ZM142 225V226H141ZM161 225V226H160ZM163 225V226H162ZM189 225V226H188ZM225 225H226V227H229L230 229H231V231H230V229H228L227 230V228L225 227ZM253 225V226H252ZM263 225H264V222H263ZM29 226V227H28ZM38 226V227H37ZM86 226V227H85ZM89 226V227H88ZM109 226V227H108ZM125 226V227H124ZM139 226H141V227H139ZM147 226H149L150 228H147ZM156 226H158V227H156ZM170 226H172V229H173V227H174V230H172L171 232L169 231V227ZM187 226H188V228H187ZM190 226H192V228L193 229H191V227ZM196 226H198V227H196ZM204 226V227H205ZM208 226V227H207ZM236 226H238V227H240L239 229H238V231L237 230H235V228H236ZM246 226V227H245ZM250 226V227H249ZM112 227V228H111ZM136 227L137 228H140V229H142L141 231H140V229H138V233H141V235L140 234H138L137 232H133V228H134V230L136 229ZM146 227V228H145ZM167 227V228H166ZM212 227V228H211ZM244 227H245V229L246 230H243L244 229ZM251 227H255V228H258L257 229V234H256V229L254 228V229H252ZM17 228H18V230L20 231H18L17 230ZM31 230V231H29V229ZM75 228H76V230H75ZM127 228H130V229H127ZM156 228H158V229H156ZM171 228V227H170ZM176 228L179 230V231H176ZM200 228H201V231H200ZM225 228H226V230H225ZM243 228V229H242ZM248 228H250V230H248V233L249 232H251L250 234H252V235H256V237L255 236H253V237H251L252 235H250V234H248L247 233V229ZM37 229V230H36ZM90 229V230H89ZM99 229H101V230H99ZM107 229H109V230H107ZM122 229V230H121ZM146 231H145V230ZM156 229V230H155ZM160 229V230H159ZM168 229V230H167ZM237 229V228H236ZM120 230H121V232H120ZM152 230V231H153ZM171 230V229H170ZM232 230H234V231H232ZM253 230H255V231H253ZM258 230H260L261 232H259ZM12 231H14V232H12ZM26 233H25V232ZM39 231V232H38ZM78 231V230H77ZM91 232V233H89V232ZM103 231V232H102ZM148 231V232H147ZM150 231V232H149ZM164 231V232H163ZM173 231H176V232H173ZM219 231H220V229H219ZM224 231V232H223ZM227 231V232H226ZM246 233L245 235H244V233ZM85 232V233H84ZM87 232V233H86ZM98 232V233H97ZM110 232V233H109ZM116 232V233H115ZM144 234H143V233ZM169 232V233H168ZM179 232V233H180ZM226 232V233H225ZM242 232V233H241ZM254 232H255V234H254ZM19 233H20V235H19ZM27 233H28V235H27ZM31 233V234H30ZM70 235H69V234ZM73 233V234H74ZM84 233V234H83ZM92 233H94V234H92ZM131 233V234H130ZM147 233V234H146ZM3 234V235H2ZM24 234V235H23ZM29 234H30V236H29ZM89 234H91V235H89ZM97 234V235H96ZM123 234V235H122ZM127 234V235H126ZM130 234V235H129ZM147 236H146V235ZM239 234V233H238ZM9 235V236H8ZM33 235V236H32ZM42 235V236H41ZM43 235H45L44 237H45V239H43L42 237H43ZM65 235H62V236H65ZM85 235V236H84ZM87 235H88V238H87ZM116 235V236H115ZM118 235V236H117ZM121 235V236H120ZM143 235V236H142ZM145 235V236H144ZM150 235V236H149ZM152 235V236H153ZM247 235V236H246ZM6 236V237H5ZM27 236V237H26ZM39 236H41V238L39 237ZM102 236V237H101ZM109 236V237H108ZM142 236V237H141ZM231 236V235H230ZM29 237H30V239H29ZM58 236H56V238H57ZM74 237V238H73ZM84 237V238H83ZM111 237V238H110ZM113 237H116V239L115 238H113ZM136 237V238H135ZM139 239H138V238ZM141 237V238H140ZM145 237V238H144ZM158 238H157V241L159 240V242H161V235L160 236H157ZM246 237H248V238H246ZM250 237V238H249ZM103 238V239H102ZM108 238V239H107ZM128 240V238H129V240L128 241H121L122 239L123 240ZM133 238H135V239H138V242L136 241V240H134L135 242H134V244H133ZM252 238V239H251ZM23 239H25V240H23ZM41 239H43L44 240V242H43V240H41ZM71 239H72V241H71ZM85 239V240H84ZM106 239V240H105ZM149 239V238H148ZM254 239V240H255ZM46 240V241H45ZM99 240V241H98ZM108 240V241H107ZM249 240H251V241H249ZM2 241V242H1ZM93 241V242H92ZM101 241H102V243H101ZM113 241V242H112ZM114 241H116V242H114ZM119 241V242H118ZM131 241V242H130ZM176 241V240H175ZM26 242V243H25ZM62 242V243H61ZM69 242H71V243H69ZM75 242V243H74ZM118 242V243H117ZM126 242H128V245H126L127 243ZM21 243H23V244H21ZM25 243V244H24ZM54 243V242H53ZM53 243H51L49 246H52V244ZM136 243V244H135ZM93 244V245H92ZM98 244V245H97ZM107 244V245H106ZM139 244H141V243H139ZM142 244H144V243H142ZM30 247H29V246ZM44 245V246H43ZM101 245V246H100ZM121 245H122V247H121ZM131 245V248L133 247ZM173 245H175V247H176V242H172V244H171V246H173ZM25 246V247H24ZM62 246H63V248H62ZM65 246V247H64ZM73 246H76V247H73ZM83 246V247H82ZM103 246V247H102ZM107 246V247H106ZM128 246V250L127 249H125L127 252H130V254L132 255V252L134 253V252H137V251H140L141 249L143 250V248L142 247H140L141 245H139V247L138 248H141V249H138V248H136L135 249V246L133 247L134 248V250H133V248L130 250L129 247ZM143 246V245H142ZM170 246V247H171ZM254 246H256L257 248H258V245H256V244H254ZM30 249H29V248ZM45 247V248H44ZM61 247V248H60ZM73 247V248H72ZM85 247V248H84ZM87 247V248H86ZM93 247V248H92ZM100 247V248H99ZM110 247V248H109ZM115 247V248H114ZM175 247L173 248V247H171V249H175ZM25 248V249H24ZM27 248L29 249V251H27ZM32 248L34 249V251L32 250ZM37 248V249H36ZM71 248V249H70ZM108 248V249H107ZM122 248H124V249H122ZM176 248H178V247H176ZM243 250H244V248H243V246L241 247ZM49 249V250H48ZM80 249V250H79ZM82 249V250H81ZM99 251H104V249H105V251H107V255H108V257H107V255H106V252L104 253V254H101V256H99L98 255V253L97 252H99ZM117 249V250H116ZM121 249V250H120ZM242 249H239V250H237L239 253H242V254H247L248 252H250V250L249 249H247V247H246V249L248 250V251H246V249L243 251ZM8 250V249H7ZM30 250H31V252H30ZM48 250V251H47ZM67 250V251H66ZM76 250V251H75ZM113 250V251H112ZM116 250V251H115ZM130 250V251H129ZM177 250V249H176ZM242 250V251H241ZM65 251V252H64ZM69 251H71V253L69 252ZM83 251V252H82ZM87 251V252H86ZM90 251V252H89ZM95 251H97V252H95ZM126 251H121V253L122 254H126L127 252ZM144 251V250H143ZM67 252H69L68 254H69V256H72V257H69L68 255H66L67 254ZM78 252V253H77ZM94 252V253H93ZM140 252H142V251H140ZM26 253H25V255H26ZM73 253V254H72ZM120 253V255H122ZM138 253V252H137ZM56 254V255H55ZM63 254H65V255H63ZM119 254V253H118ZM129 253H127L126 255H128ZM129 254V255H130ZM140 254V253H139ZM249 254V253H248ZM63 255V256H62ZM96 255V256H95ZM104 255H106V256H104ZM117 255V254H116ZM119 255V256H120ZM125 255V256H126ZM128 255V256H129ZM130 255V256H131ZM134 255V254H133ZM136 255V254H135ZM48 256V257H47ZM66 256V257H65ZM83 256H85V257H83ZM104 256V257H103ZM113 257L112 259L110 258V257ZM119 256H118V259H119ZM128 256H126V257H128ZM64 257V258H63ZM68 257V258H67ZM95 257V258H94ZM123 257V256H122ZM43 258V259H44ZM123 258H125V257H123ZM64 259H65V261H64ZM68 259H70V260H68ZM94 259V260H93ZM101 259V260H100ZM114 259H117V257L115 256V258ZM151 259H156V258H152L151 257ZM149 260V258H148V260H146L145 262L146 263H144V264H148V263H150V264H152V262L153 261H155V260ZM91 260V261H90ZM121 260V259H120ZM123 260V259H122ZM125 260H126V258H125ZM49 261V262H50ZM103 261V262H102ZM109 261V262H108ZM124 261V260H123ZM147 261H149V262H147ZM151 261V262H150ZM48 262V263H49ZM61 262V263H60ZM85 262V263H84ZM118 262V261H117ZM117 262H115L114 261V263H116L117 264ZM56 263V264H57ZM120 263H121V261H120ZM118 264H119V262H118ZM135 264V263H134ZM142 264V263H141ZM153 264H158L157 262H153Z\"/></svg>",
  "mask_w": 264,
  "mask_h": 264
}]
</instances>
